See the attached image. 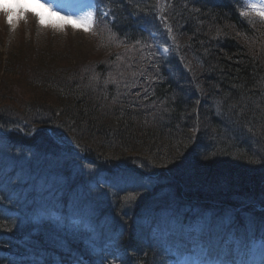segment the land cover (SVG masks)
<instances>
[{"label": "trees", "instance_id": "obj_1", "mask_svg": "<svg viewBox=\"0 0 264 264\" xmlns=\"http://www.w3.org/2000/svg\"><path fill=\"white\" fill-rule=\"evenodd\" d=\"M95 3L93 28L114 42L108 54L79 65L41 66L42 54L31 61L23 52L5 61L0 264H173L192 250L183 225L197 222L187 215L196 207L211 214L210 255L225 231L233 240L264 237V212L253 205L264 209L261 24L242 15L243 0ZM155 42L168 46L166 57ZM18 67L23 73L12 72ZM10 73L30 76L23 99L12 97ZM89 165L100 167V178L148 174L150 187L115 186L98 208L105 196L85 195L94 179ZM47 197L90 214L89 244L46 219L54 207Z\"/></svg>", "mask_w": 264, "mask_h": 264}, {"label": "rangeland", "instance_id": "obj_2", "mask_svg": "<svg viewBox=\"0 0 264 264\" xmlns=\"http://www.w3.org/2000/svg\"><path fill=\"white\" fill-rule=\"evenodd\" d=\"M5 1L7 4H5ZM5 1L0 0V6L21 5L23 7L29 8L30 11L27 12L26 14H22V18L20 19H16L14 17L11 25L7 23L6 13L0 11V75H3L5 73L3 68L6 65L5 64L6 59L9 58L10 56H18V54H22V52L29 55L31 61L35 53L42 54V56L36 57L37 60H40L41 66H47L54 63L61 66L68 65L70 63L71 65L72 64L79 65V63L85 64L90 59L95 60L100 57H103L104 55L109 53L110 51L109 48L112 47V45L114 44V42L111 41L110 38H108L106 35L98 34V32L96 33L97 26H95V28H93V30L90 32L74 29L70 25H67L63 28L52 26L51 23L52 21H60V17L69 14V12L66 13L65 10H62L63 7L61 6H55L56 8L54 7V11L50 12L48 11L47 7H40V5L36 2V0H9L8 2L7 0ZM72 1L74 3L79 2L80 4L77 5L76 7L78 8L79 13H75V14L83 15L88 13L89 11L93 13L92 4L89 0H72ZM41 2L43 1L41 0ZM245 2L247 5L249 3H258V0H245ZM44 3H48V1ZM244 8L246 9V10L244 9L245 13H247V15H249L250 18H252L254 21L260 23L264 29V18H261L255 12L248 11L247 7ZM66 10L70 11L69 9ZM33 12H39L43 17L45 23L41 24L38 18L32 14ZM262 32L263 35L260 32L261 39H259V42L261 40L264 41V30H262ZM159 43L160 42L156 43L158 44L157 45L158 51L160 52L161 55H166L167 51H165V49H167V47L165 46V43L162 44ZM249 44L250 47H252L255 50L259 48L258 43L256 41H252ZM48 56L52 57V59H48ZM75 60H77V62ZM19 69H20V73H23L22 72L23 67H18L17 69L12 70V72L15 70L17 72L19 71ZM10 74L16 76V78L9 77L12 86L13 87L16 86V88L14 89L16 91H14L15 93L14 92L12 93V97L17 96V99H23V97L26 96L25 94H28L31 90V88H29L27 85L28 78L30 76L27 78V81H25L23 79H18L17 74L15 73H10ZM8 131L1 130L2 133H8ZM61 147L63 148V145H61ZM62 155H66V154H62ZM85 160L87 161V159ZM58 166H61V163H58ZM55 168L56 166H52V169ZM99 169L100 167L96 165H89L88 167L89 170L88 173L91 174L94 179L90 187L86 191L85 195L87 197L90 193H93L94 195L97 194L96 195L97 197H99V195L105 196L104 195L105 193L100 192V189L103 187H107L112 183L111 181L107 182L105 179L100 178L98 176L100 174ZM50 176L52 177V174H50ZM50 176H47L48 178L45 179L46 180L49 179L47 182V187L50 189L49 191L53 193V190L51 189V185H50L51 183L50 180H52ZM45 184L46 183H44L43 186H45ZM38 188L35 187L34 189H37L38 191ZM50 194L51 193H49V195ZM53 201L54 199L52 200L47 197L45 203L51 206L53 204ZM253 205L258 210H262V212H264L263 208H260L255 204ZM53 206H54L53 209L49 208V211H45V213H47V215L49 216L48 218H46L47 220H52L53 222L58 221V224H62V225L63 224L65 225L66 222L70 225V229L74 233L82 229L89 230L88 231L89 238L94 237L96 235L95 232H93V234L91 232L92 229L90 227L89 216L87 215V213L83 212L81 208L73 209L70 206L68 210H64V207L61 205V203H54ZM200 210H201L200 208L196 207L188 211L187 215H191V216L197 215L198 216L197 218L199 219L197 224H193L189 228L187 227L185 231L193 230L197 234L200 233V231H202L203 225L206 223L207 219L210 217L211 214ZM34 211L35 212L32 213L33 215L37 213L38 209ZM231 212L234 213L235 211H231ZM200 221H202V224L199 225ZM94 245L97 247L95 243ZM202 245L204 244L202 243ZM202 245H200V247ZM240 246L241 245L239 242V247ZM251 252H253L252 257L254 258L252 259V261L256 260V262H254L255 264H264L263 241L252 243L251 245H249L247 253L251 255ZM203 254H204V250H202L198 254L199 257L190 254V256L187 257L188 260L184 264H200L201 256ZM206 254H207V250H206ZM117 256H119V254ZM249 261L251 260L249 259L246 262L248 263ZM212 262L213 261L211 262L207 261L208 264H212ZM179 264H182V262H180Z\"/></svg>", "mask_w": 264, "mask_h": 264}, {"label": "snow or ice", "instance_id": "obj_3", "mask_svg": "<svg viewBox=\"0 0 264 264\" xmlns=\"http://www.w3.org/2000/svg\"><path fill=\"white\" fill-rule=\"evenodd\" d=\"M36 2L40 5V7H47L48 11H54V6L51 3H44L41 0H36ZM248 11L255 12L261 18H264V0H258V3H249L246 5ZM0 11H3L7 15V23L12 24L14 17L16 19L22 18V14H26L30 11L29 8L23 7L21 5L15 6H0ZM41 24H44L45 21L39 12H33ZM247 13H242V15H246ZM106 15V14H105ZM52 26L63 28L67 25H70L74 29L83 30L85 32H90L93 30V26L95 23L94 14L89 11L86 14L78 15L75 13H69L65 16L60 17V21H52ZM169 31H171L169 29ZM167 51V49H165Z\"/></svg>", "mask_w": 264, "mask_h": 264}, {"label": "bare ground", "instance_id": "obj_4", "mask_svg": "<svg viewBox=\"0 0 264 264\" xmlns=\"http://www.w3.org/2000/svg\"><path fill=\"white\" fill-rule=\"evenodd\" d=\"M3 1V0H2ZM5 1V0H4ZM9 0H7V2H8ZM5 4H7L6 3V1H5ZM45 11V10H44ZM46 12V11H45ZM22 135H25V133H22ZM31 135V134H30ZM25 137H29V135H25ZM8 155V154H7ZM136 177V176H135ZM126 181V180H125ZM145 181V182H144ZM146 183V179H139V180H137V178H131L128 182H126V183H124L123 185H122V188L124 189V188H126V191H130V190H137V189H143V190H145V189H148L149 187H150V185H148L147 183ZM142 186V187H141ZM111 186H107V187H103V188H101L100 189V192H103V193H105L106 195L107 194H109V193H111L112 191H115L116 190V188L115 187H113V188H110ZM134 188V189H133ZM103 196V195H102ZM104 197V196H103ZM106 201H107V198H106V196L100 201V205L101 206H98V208H102V207H104V206H106ZM250 204V203H249ZM248 204V205H249ZM258 206H259V204H258ZM65 208V210H68V208L69 207H64ZM63 213V212H62ZM80 234H83V232H80ZM255 240H259V241H263L264 242V237H260V236H258V237H253L252 238V242H254ZM111 248H112V246L110 245V244H108L107 246L106 245H103L102 246V248L101 249H103L104 251H103V254H106L107 252H109V251H111ZM98 248L96 247V246H92V249H91V251H92V253H96V250H97ZM119 254V252H117L116 250H115V248L112 250V255L114 256L113 258L114 259H118L119 257H120V254H119V256H117ZM252 254H253V252H251V255H249L248 253H247V251H243V252H241V253H235V252H233V251H230V250H227L226 251V254H225V256L224 257H228V256H230V258L232 259V260H234V261H237V263L238 264H255L254 262H256V260H254V261H252V259H254L253 257H252ZM251 260V261H249L248 263L246 262V261H248V260Z\"/></svg>", "mask_w": 264, "mask_h": 264}]
</instances>
